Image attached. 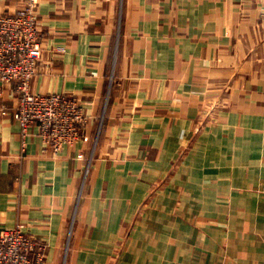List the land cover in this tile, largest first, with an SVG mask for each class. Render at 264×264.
Instances as JSON below:
<instances>
[{"label": "crops", "instance_id": "0c3cea01", "mask_svg": "<svg viewBox=\"0 0 264 264\" xmlns=\"http://www.w3.org/2000/svg\"><path fill=\"white\" fill-rule=\"evenodd\" d=\"M36 1L31 90L86 126L54 153L0 84V231L45 264H264V0Z\"/></svg>", "mask_w": 264, "mask_h": 264}, {"label": "built area", "instance_id": "2783aa9c", "mask_svg": "<svg viewBox=\"0 0 264 264\" xmlns=\"http://www.w3.org/2000/svg\"><path fill=\"white\" fill-rule=\"evenodd\" d=\"M36 0L11 13H0V84L15 83L13 117L25 133L36 125L42 141L56 153L84 136V104L65 93L31 90L42 55ZM82 158V154L78 155ZM45 244L17 223L0 231V264H45Z\"/></svg>", "mask_w": 264, "mask_h": 264}]
</instances>
